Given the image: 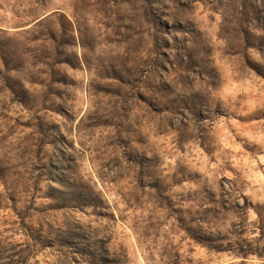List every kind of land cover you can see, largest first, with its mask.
Returning <instances> with one entry per match:
<instances>
[{
    "label": "rangeland",
    "instance_id": "obj_1",
    "mask_svg": "<svg viewBox=\"0 0 264 264\" xmlns=\"http://www.w3.org/2000/svg\"><path fill=\"white\" fill-rule=\"evenodd\" d=\"M0 264H264V0H0Z\"/></svg>",
    "mask_w": 264,
    "mask_h": 264
},
{
    "label": "trees",
    "instance_id": "obj_2",
    "mask_svg": "<svg viewBox=\"0 0 264 264\" xmlns=\"http://www.w3.org/2000/svg\"><path fill=\"white\" fill-rule=\"evenodd\" d=\"M21 104L24 105L23 102Z\"/></svg>",
    "mask_w": 264,
    "mask_h": 264
}]
</instances>
